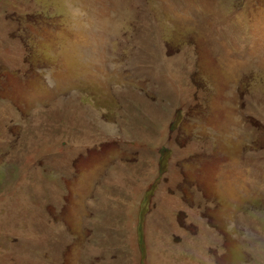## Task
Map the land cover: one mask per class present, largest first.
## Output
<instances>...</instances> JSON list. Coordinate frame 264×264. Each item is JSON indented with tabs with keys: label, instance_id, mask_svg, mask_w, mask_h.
<instances>
[{
	"label": "rangeland",
	"instance_id": "rangeland-1",
	"mask_svg": "<svg viewBox=\"0 0 264 264\" xmlns=\"http://www.w3.org/2000/svg\"><path fill=\"white\" fill-rule=\"evenodd\" d=\"M0 264H264V0H0Z\"/></svg>",
	"mask_w": 264,
	"mask_h": 264
}]
</instances>
